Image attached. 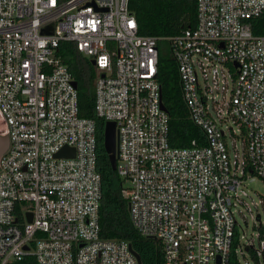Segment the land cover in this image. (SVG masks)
Masks as SVG:
<instances>
[{
	"label": "built area",
	"instance_id": "built-area-1",
	"mask_svg": "<svg viewBox=\"0 0 264 264\" xmlns=\"http://www.w3.org/2000/svg\"><path fill=\"white\" fill-rule=\"evenodd\" d=\"M189 1L194 28L154 37L130 0H0V264H139L128 242L100 236L95 123L79 116L61 43L95 62L94 110L116 126L129 219L163 264H264V197L247 188L264 183V35L252 32L264 0ZM162 42L204 144L169 145ZM244 211L256 241H240Z\"/></svg>",
	"mask_w": 264,
	"mask_h": 264
},
{
	"label": "trees",
	"instance_id": "trees-1",
	"mask_svg": "<svg viewBox=\"0 0 264 264\" xmlns=\"http://www.w3.org/2000/svg\"><path fill=\"white\" fill-rule=\"evenodd\" d=\"M139 34L172 37L196 25V3L189 0H130ZM252 32L264 35V19L252 21ZM157 80L161 88L163 106L169 117L168 142L171 147L186 148L196 140L205 143V136L191 121L182 97L176 63L162 42ZM59 53L77 83L79 116L95 123L97 140V170L102 179V199L99 208L100 236L106 240H123L139 256L141 264H163V253L155 240L147 239L135 230L128 214V201L123 196L124 181L110 165L104 148L105 121L97 117L95 104L96 72L90 59L81 55L73 43H61ZM16 264H37L34 257H26Z\"/></svg>",
	"mask_w": 264,
	"mask_h": 264
},
{
	"label": "water",
	"instance_id": "water-1",
	"mask_svg": "<svg viewBox=\"0 0 264 264\" xmlns=\"http://www.w3.org/2000/svg\"><path fill=\"white\" fill-rule=\"evenodd\" d=\"M92 64L95 62L92 60ZM73 85L77 87V83L74 81ZM8 147V138L6 136H0V156L6 151ZM104 148L109 155L110 165L113 171L116 169V160L118 157V134L114 122H105L104 125ZM74 156V150L63 148L57 157ZM31 221V215H28V222ZM136 260L141 264L139 256L131 249Z\"/></svg>",
	"mask_w": 264,
	"mask_h": 264
},
{
	"label": "rangeland",
	"instance_id": "rangeland-1",
	"mask_svg": "<svg viewBox=\"0 0 264 264\" xmlns=\"http://www.w3.org/2000/svg\"><path fill=\"white\" fill-rule=\"evenodd\" d=\"M234 131L239 134L238 131V127L236 125H232ZM237 146L238 149H242V145L241 142L238 141L237 142ZM247 188L255 195L258 194L256 196H254L255 201L259 200V196L264 197V183L262 182V180H260L257 177H252L250 180H248L247 182ZM244 218L243 216L240 215H236V221H237V228L239 231V237H240V241L241 243H246L248 240H254L256 241V229L254 227L253 221H251V218L249 216V214L244 211L243 212ZM262 224L264 225V215L262 214V218H261ZM245 222H247V224H245ZM242 237V239H241Z\"/></svg>",
	"mask_w": 264,
	"mask_h": 264
}]
</instances>
